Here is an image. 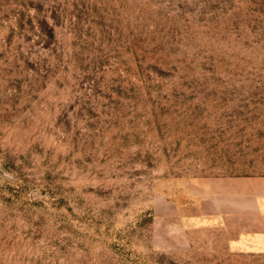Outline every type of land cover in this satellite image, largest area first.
<instances>
[{
	"label": "rangeland",
	"instance_id": "374dc122",
	"mask_svg": "<svg viewBox=\"0 0 264 264\" xmlns=\"http://www.w3.org/2000/svg\"><path fill=\"white\" fill-rule=\"evenodd\" d=\"M264 175V0H0V264H264L195 193Z\"/></svg>",
	"mask_w": 264,
	"mask_h": 264
},
{
	"label": "crops",
	"instance_id": "0c3cea01",
	"mask_svg": "<svg viewBox=\"0 0 264 264\" xmlns=\"http://www.w3.org/2000/svg\"><path fill=\"white\" fill-rule=\"evenodd\" d=\"M194 191L211 202L213 213L227 216L238 235L264 250V175L206 178Z\"/></svg>",
	"mask_w": 264,
	"mask_h": 264
}]
</instances>
